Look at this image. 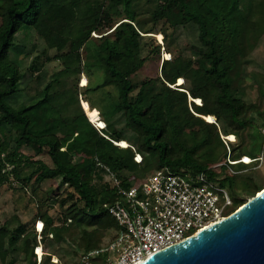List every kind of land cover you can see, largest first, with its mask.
<instances>
[{"label":"trees","instance_id":"obj_1","mask_svg":"<svg viewBox=\"0 0 264 264\" xmlns=\"http://www.w3.org/2000/svg\"><path fill=\"white\" fill-rule=\"evenodd\" d=\"M138 1L0 0V197L10 181L31 190L37 222L43 224L38 234L42 250L46 240L53 246L77 239L80 258L98 252L91 262H106L121 231L107 211L121 200L111 175L125 190L141 186L160 170L188 179L203 175L230 198L225 217L264 189L253 173L238 168L257 169L256 165L229 164L242 157H262L256 151L260 141L264 144V69L253 65L252 56L264 35V0H199L196 6L190 0H150L155 7L148 15L153 27L160 25L158 32L145 29ZM186 28L197 38L196 45H188L199 73L197 87H184L181 76L169 78L168 60L161 65L166 80L157 76L135 84L133 77L147 61L142 56L144 39L161 34L166 41V30H171L173 40L164 50L175 62L172 46ZM17 36L39 43L32 73L41 70L40 58L49 52L53 55L46 60L58 62L61 69L38 95L14 108L8 99L21 91L25 78L18 62L10 58ZM148 49L160 51L159 45ZM91 69L103 72V81L93 88L89 87ZM81 76L88 82L83 88L77 84ZM108 88L116 91L115 98ZM252 88H257V101ZM83 89L101 92L98 103L84 99ZM80 99L98 111L105 124L99 134L87 121ZM178 101L189 105L191 118L201 123L203 135L196 145L184 139L174 108ZM50 114L71 133L63 138L42 133ZM221 136H234L235 141L219 146ZM120 142L127 147L114 144ZM26 148L45 154L50 164L31 161L22 152ZM65 148L71 149L65 152L66 161ZM71 151L89 155L87 178L72 162ZM135 154L141 156L140 163L135 162ZM48 182L57 184L56 192L64 189L57 194L60 214L55 218L44 210L48 196L40 191ZM13 220V227L11 222L0 226V262L13 264L14 255L20 254L27 264H36L37 231L17 217ZM106 233L109 239L104 242ZM38 254L42 255L40 250ZM50 256L43 253L39 264H50Z\"/></svg>","mask_w":264,"mask_h":264},{"label":"rangeland","instance_id":"obj_2","mask_svg":"<svg viewBox=\"0 0 264 264\" xmlns=\"http://www.w3.org/2000/svg\"><path fill=\"white\" fill-rule=\"evenodd\" d=\"M190 2L194 6H196L199 3V0H190ZM137 7L142 12V15L139 17V19L145 24V29L151 31L153 30L154 32L160 31V25L153 27L150 21L151 19L148 15L149 11H152V9L155 7V3L151 2L150 0H139L137 3ZM261 20L262 16L259 21ZM259 21L256 24V33L260 32V29L258 27L260 26ZM166 34L168 36L166 41L163 40V36L161 34H156L151 37H146V39H144V49L142 56L146 57L147 61L144 68L133 77V82L137 85H140L143 81L155 80L157 76L161 80H166L163 70H161V65L164 61L168 60L171 63L168 66V77L177 79L178 76H181L185 80L184 87L189 89L196 88L199 83V73L195 65V56L192 54V52L190 51V47L188 46L197 44L196 36L194 35L193 31L189 28H186L181 32L180 39L177 42H174V45L172 46V50L174 51L176 56L175 62H172V60L170 61L171 55L166 53V51L164 50L166 45L173 40L171 36V30H166ZM15 40L16 47L11 51L10 58L18 62L20 69L25 74V78L21 83V91L15 96L8 99V104L13 106L14 108L38 95L41 92L43 86L51 80L52 75L61 69L58 62L46 60L47 56L53 55V52H49L47 55H43L40 58L39 62L42 65L41 70L36 73H32L29 69L31 67L33 59L40 54L39 43L36 39H24L21 36H17ZM152 45H159L160 51L151 53L148 48H150V46ZM252 62L254 66L257 65L256 67H259L261 65L264 69V35H262L261 37L259 49L252 56ZM258 69L263 70L260 67ZM80 79L81 86H86L88 83L86 77L82 76ZM102 81L103 72L98 71L96 69H91L89 72V87L93 88L100 84ZM179 83L183 84L181 80H179ZM77 84L80 87V80L79 82H77ZM148 87L151 88L150 85H148ZM80 91L84 94V99L88 98L89 100L94 101L96 104L98 103V99L100 98L101 92L92 93L91 91H87L86 89ZM106 91L114 98L117 95L116 91L113 88H108L106 89ZM257 96V88H252V98L254 101H257ZM195 104L197 103L195 102ZM81 107L83 108L84 112H86V114H84L86 116L87 121L90 119L91 122L102 123V120L100 119L97 110H90L88 104L84 101H81ZM174 108L177 114V119L183 130V136L185 141L191 146L196 145L201 141L203 135L200 130V121L191 118V115H193V113L189 105L185 106L183 102L178 101ZM93 114L96 115L95 120L91 119V116ZM204 122L206 121L204 120ZM44 126L41 127L42 133H54L60 138H63L71 133L70 129H68V127L66 128V126H64L60 122V120L55 114L49 115V124H45ZM217 140L219 146L224 145L223 142L219 139V137H217ZM228 140L234 142V136H229ZM117 146L127 147V143L120 142L117 143ZM70 150L71 149L65 148L62 156L64 161H66L65 152H69ZM22 152L29 159H31V161L42 160L43 162L50 164V161L45 154L39 155L36 151H32L28 148L23 149ZM71 153L73 152L71 151ZM256 155H262L263 157V162L261 166H259L257 169L240 166H238V168L242 169L243 173H253L257 177L258 181L262 185H264V144H262L261 141L256 151ZM88 157L89 155L86 152L73 153L72 157V162L77 165L78 169L82 172L84 178H87V166L85 162H87L86 159ZM230 160H232V158ZM56 190V183H43L40 187V191L48 196L47 205L44 210H49V216L51 218H55L56 215L60 214V210L57 207L56 203L58 199L57 194H60V192L63 193L64 189H61L60 192H56ZM39 195H41V193H39ZM35 201L36 200L34 199V196L32 197L30 189L23 190L21 189L20 184L13 183V181H10L9 184H5L1 189L0 197V226L6 222H11V227L15 226L16 223L13 218L17 217L22 223L27 225V228L29 230L33 228V232H36L37 230L40 231L42 228V224L40 223L37 226L38 219L36 218V214L38 209L35 206ZM42 222L47 223L48 220L44 219L42 220ZM38 234L39 233H37V241L39 239ZM108 239L109 238L107 237L106 233L104 235V242H107ZM42 246V252L51 255L49 260L50 264H77L80 258V253L82 252L78 247L77 239L72 240L71 243L60 242L59 244L53 246H51L50 242L46 240L45 242H42ZM9 259L10 257L8 258V260ZM12 259H14L13 264H27V262L23 259V256L20 254L14 255V258ZM0 264L2 263L0 262ZM36 264H38V262H36Z\"/></svg>","mask_w":264,"mask_h":264},{"label":"built area","instance_id":"obj_3","mask_svg":"<svg viewBox=\"0 0 264 264\" xmlns=\"http://www.w3.org/2000/svg\"><path fill=\"white\" fill-rule=\"evenodd\" d=\"M92 36L97 37L95 33ZM89 123L99 133L105 128L103 122ZM221 139L225 146L227 142L233 143L228 137L221 136ZM134 160L140 163L141 156L135 154ZM237 164H254L258 168L262 164V157H242ZM229 171L235 174L232 169ZM111 178L121 200L110 205L107 211L121 231L108 249L110 257L100 264H139L150 255L177 245L220 222L225 218L226 209L231 206L227 193L207 182L203 175L188 179L169 170H160L149 176L141 186L128 190L123 189L112 175ZM41 230L37 233H41ZM38 244L34 254L39 264L43 256L39 239ZM97 253L82 256L78 264H94L91 259Z\"/></svg>","mask_w":264,"mask_h":264},{"label":"water","instance_id":"obj_4","mask_svg":"<svg viewBox=\"0 0 264 264\" xmlns=\"http://www.w3.org/2000/svg\"><path fill=\"white\" fill-rule=\"evenodd\" d=\"M139 264H264V189L220 222Z\"/></svg>","mask_w":264,"mask_h":264},{"label":"bare ground","instance_id":"obj_5","mask_svg":"<svg viewBox=\"0 0 264 264\" xmlns=\"http://www.w3.org/2000/svg\"><path fill=\"white\" fill-rule=\"evenodd\" d=\"M85 83V82H84ZM82 84H83V81H82ZM195 102V101H194ZM198 105V104H197ZM85 114H86V112H85ZM91 119L92 120H95L96 119V115L95 114H93L92 116H91ZM208 120H211L210 118H208ZM89 122H91V120L89 119ZM101 124V123H100ZM232 140V139H231ZM41 222H39V224H40ZM42 224V223H41ZM38 226V225H37ZM42 229H43V224H42ZM42 231V230H41ZM37 232H39L38 230H37ZM39 250V249H38Z\"/></svg>","mask_w":264,"mask_h":264},{"label":"crops","instance_id":"obj_6","mask_svg":"<svg viewBox=\"0 0 264 264\" xmlns=\"http://www.w3.org/2000/svg\"><path fill=\"white\" fill-rule=\"evenodd\" d=\"M80 82H81V79H80ZM80 88H83L82 86Z\"/></svg>","mask_w":264,"mask_h":264},{"label":"snow or ice","instance_id":"obj_7","mask_svg":"<svg viewBox=\"0 0 264 264\" xmlns=\"http://www.w3.org/2000/svg\"><path fill=\"white\" fill-rule=\"evenodd\" d=\"M197 102H199V101H197ZM231 139V138H230Z\"/></svg>","mask_w":264,"mask_h":264}]
</instances>
